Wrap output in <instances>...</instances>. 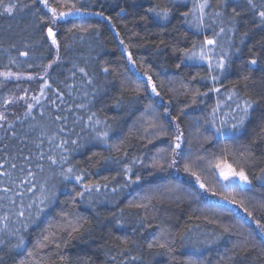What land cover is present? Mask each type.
Listing matches in <instances>:
<instances>
[{"label": "snow or ice", "instance_id": "6c2138e0", "mask_svg": "<svg viewBox=\"0 0 264 264\" xmlns=\"http://www.w3.org/2000/svg\"><path fill=\"white\" fill-rule=\"evenodd\" d=\"M190 3L187 11L179 12V18L188 28H194L196 34L211 29L212 35H205L202 42H193L190 48H180L178 43L174 45L173 51L180 54V62L175 67L187 66L188 61L206 65L207 75L200 77L204 91L193 88L190 82L179 81V87H175L173 81L153 79L151 66L148 71L139 72L130 45L120 39L119 44L123 45L121 59L126 66H132V75L142 83L134 84L130 77L121 74L117 64L108 61L91 72L73 64L69 71L72 78L77 72L80 74V88L62 82L67 89L65 92L59 87L53 88L54 80L50 82V70L54 65L59 68L61 62L58 25L69 17L85 15L100 16L111 24V17H106L102 11H89V6L81 0H52V3L50 0H30V3L0 0V16L13 17L25 9L33 15L39 12L41 31L57 53L46 65L28 63L29 69H42L35 74L0 72L3 81L39 82L38 89H32L38 91V95L29 96V89L24 88L23 95L13 94L0 103V108L4 109L0 111V130L4 133L0 135L3 144L0 151L4 154L0 163V264H72L64 249L76 240L88 244L84 237H91L93 231L89 220L72 208L78 203L93 204L101 193L105 196L110 193L109 202H115L133 187L139 195L129 202L130 210H135L136 215L145 213L142 219L149 212L164 217L156 225L160 230L159 239L152 233L144 236L145 240L152 236L147 244L149 250H172L174 241L168 238L171 233L162 224L171 219V214L181 205L194 203L198 207L193 215L199 212L195 219L214 226L213 233L206 236L205 241L209 246L216 245L217 251L222 243L225 246L226 254L219 256L220 261L245 264L253 257L264 260V65L260 64V52L254 51L242 62L231 87L223 84V79L234 68L233 57L239 59L241 51L234 47L233 36L248 25L264 31V0H232V15L227 19L224 10L229 6V0H218L215 6L211 0H190ZM179 7L178 0H166L163 5L157 3L147 8L146 15L151 14L156 21H169ZM124 11L120 9L121 13ZM112 28L114 30L115 26ZM68 31L73 32V29ZM76 31L90 32L92 29ZM248 35L247 30L243 32L241 44ZM116 36L119 37V33ZM261 51H264V45H261ZM19 55L28 57L29 53L21 51ZM16 63L15 59H9V64ZM257 71L260 75L254 76ZM100 76L104 78L103 84L98 81ZM196 79L192 77V80ZM2 83L0 81V86ZM166 86L167 101L162 95ZM74 91L77 97H73ZM210 95L215 96V103L204 112L202 123L196 122L197 134L189 139L181 121V116L187 115L185 108L189 105L173 116L175 101L184 96L191 97L192 104L203 103ZM67 97H73L72 103L67 102ZM145 99L148 102L141 110L137 106ZM21 101L24 119L32 120L22 137L17 135L15 124L6 114L9 107ZM97 104L101 107L94 110ZM37 106L41 109L39 122L33 116ZM49 107L48 119L44 120L45 109ZM105 109L122 115L119 120L109 122L100 115ZM137 112L140 115L125 133L127 120ZM165 137L168 147L148 156L144 150L149 145L155 147V141ZM133 138L139 147L131 142ZM5 141H17L22 146H16L13 151V146ZM97 145L109 152L101 162L105 166L115 164L116 174L104 177L103 183L86 182L89 172L74 162V158L76 154L91 152L87 160L92 161L100 156L91 151ZM113 152L117 155H112ZM137 152L141 154H134ZM145 171L153 177L151 181L143 175ZM169 171L175 175L167 183L156 182L155 173ZM69 183L74 185V195L58 208L59 198L65 194ZM120 213L123 215L124 209H120ZM111 215L116 219L114 213ZM193 215L188 219H193ZM116 225L122 226L120 219H116ZM180 238L192 239L184 234ZM205 241L197 239L193 247ZM92 242H95L94 238ZM123 243H128L127 238ZM229 244L230 248L227 247ZM110 259L115 262L117 257ZM136 259L131 257L132 261ZM90 260L87 253L77 255L75 264H90Z\"/></svg>", "mask_w": 264, "mask_h": 264}, {"label": "trees", "instance_id": "16d2710c", "mask_svg": "<svg viewBox=\"0 0 264 264\" xmlns=\"http://www.w3.org/2000/svg\"><path fill=\"white\" fill-rule=\"evenodd\" d=\"M89 6L91 12H104L106 17H111V24L108 21L103 20L100 16H75L69 17L67 21L60 22L58 40L60 41L59 55L61 58L60 66L57 68L55 65L50 70V82L53 80V88L59 87L63 91H67L64 88V83L75 85L77 89L80 88V74L77 72L75 78H72L69 69H72V65L76 64L79 67H86L90 72L94 69H98L100 64L105 61L117 64L119 70L123 76H128L132 79L134 84L142 83L132 75V66L127 65L124 60L121 59V52L123 45L119 44V40L123 39L126 45H130L129 50L133 53V58L136 60V69L139 72L148 71L151 66L150 74L153 79H163L165 81H173L175 87H179V81L190 82L193 88L201 87L200 77L207 75V66L201 65L199 62L188 61L187 66H182L180 69L175 67L176 63L180 62V54L173 51V46L178 43L180 48L191 47L193 42H202L205 35L211 37V29L206 30L200 34H196L194 28H188L187 25L179 18L180 11H187L191 7L190 0H178L180 7L178 11L174 12V15L170 17L169 21H156L151 14L146 15V9L154 4L163 5L166 0H81ZM218 0H211L213 6L217 4ZM22 3H30V0H22ZM52 3V0H50ZM187 3V7L184 4ZM232 0H229V6L224 10L225 19L232 15ZM124 9L123 13L120 9ZM66 10V9H65ZM241 11L242 9H237ZM40 13L37 12L33 15L27 9L24 12H17L15 16H0V72L13 71L21 72L25 74H35L42 69L28 68V63L34 64H48L52 58L56 56L55 48L50 47V41L46 40L44 32L41 31L42 25L39 24ZM112 25L115 26L114 30ZM89 28L90 32L76 31V29ZM68 29H73V32H69ZM248 31L249 35L244 38V43L241 44L240 40L243 37V32ZM74 33V34H73ZM97 33H99L97 35ZM119 33V37L116 36ZM231 35V34H230ZM163 41V43H161ZM234 47L240 48L239 59L234 56L235 61L232 72L223 79L225 87H231L233 81L237 79V71L242 67V62L249 59L254 51L260 52V64L264 65V51H261V45H264V31L253 28L248 25L246 28L242 27L239 32L233 36ZM15 45V47H12ZM28 45L29 47H25ZM198 51V49H196ZM27 51L28 57L19 55V52ZM15 59L16 64H9V59ZM254 76H259L260 73L254 72ZM197 77L196 80H192V77ZM3 80V77H0ZM112 79V77H108ZM103 76L98 78L100 84H103ZM10 82H19L15 80L4 81V84L0 86V103L3 102L5 97L11 98L13 94H17L20 90L17 84ZM64 82V83H62ZM159 82V81H158ZM116 83H119L117 79ZM39 84V82H38ZM37 86V85H36ZM91 92V89H88ZM168 86L162 90V95L165 96V100L169 99L166 94ZM37 95L39 94L36 91ZM73 97H77V92H73ZM73 97H67V102L72 103ZM78 102V101H77ZM148 101L145 99L142 104L138 105L141 110L143 104ZM215 103V96L210 95L205 99L203 103L199 101L197 104H192L191 97L180 96L176 101V107L172 110V115L178 114L179 109L189 105L185 108L187 115L181 116L182 127L185 130V135L189 139L195 138L197 134V121L202 123V116L208 108ZM101 106L96 105L94 110H98ZM4 111L3 108H0ZM203 110V111H202ZM40 107L37 106L33 110V116L36 117V122L41 120ZM51 109H45L44 120L48 119ZM162 111V109H160ZM24 108L19 110L14 115L8 114L9 121L15 124V130L18 136H24V133L28 130L29 123L32 122L31 118L25 120ZM101 118H107L109 122L113 120H119L122 113H117L115 110L105 109L100 113ZM140 115L139 112L136 116L127 120V124L124 127L126 133L128 127H131L133 121ZM23 121V122H22ZM203 131V129H200ZM3 131L0 130V135H3ZM10 136L11 133H8ZM33 135V134H30ZM123 139V136L120 137ZM163 140L155 141V147L148 146L147 155H153L159 149H165L168 144ZM9 143L12 150L15 151L16 146L19 145L17 141H5ZM134 145L137 144L135 138L131 141ZM225 143V141H221ZM32 147L31 144L28 145ZM3 144L0 143V149ZM87 151V150H86ZM92 152L100 153L99 157H94L92 161L87 160V156L91 155V152H87L86 155L76 154L74 162L79 163V166L85 168L89 175L86 182L99 181L104 182V177H112L116 174L117 166L115 164L103 165L102 157L109 155V152L102 146L97 145L92 147ZM134 154H141L140 152ZM3 152L0 151V163L3 162ZM112 155H117L113 152ZM47 166V165H46ZM8 165H5L7 168ZM171 171V170H170ZM169 172H157V183H167L175 173ZM183 175V173H181ZM143 175L148 181H151L153 177L148 176V172L145 171ZM164 177L165 180L159 178ZM73 184L69 183L65 194L59 198L57 207L59 208L64 202H69L72 192ZM77 188L79 186H76ZM139 195L138 190L133 187L126 190L121 196L117 197L115 202H109L111 200V194L105 196L103 193L98 194L93 204L78 203L72 208L74 212L86 217L92 226V236L85 235L84 239L88 240V244H84L79 240L72 241L69 246L64 249V254L75 264L77 255L84 256L87 253L91 257L90 264H121L125 261L126 264H230L228 260H219V256L226 254V249L222 243L217 251L216 245L209 246L205 241L206 236H210L214 231V226L205 223L202 219H195L199 212L193 215L194 209L198 207L197 204L185 203L181 205L180 209L174 210L171 214V219H167L162 224V227L166 228L171 236L168 237L174 241L172 250L165 251L163 249L153 248L148 249L147 244L152 236H149V240H145L144 236H148L152 233L157 239L160 238V230L156 227L160 224L164 217L162 214L149 212L147 217L145 213L140 212L136 215L135 210H130L127 206L130 201L136 199ZM120 209H124L123 215L120 213ZM115 214L116 219L121 220L122 226L116 225V219L111 214ZM193 215V219L189 220L188 217ZM153 216H156L153 219ZM257 218L259 215L257 214ZM143 223V227L141 224ZM249 223H252L249 221ZM264 223V220H262ZM149 224L152 227H149ZM197 225L199 228H197ZM252 227L255 228V224L252 223ZM137 229V231H134ZM188 229H192L188 232ZM181 234L190 236L192 239L181 240ZM95 240L93 243L92 240ZM127 238L128 243H123V240ZM205 241L203 244H196L193 247V243L197 240ZM228 248L231 247L229 244ZM199 249V251H197ZM125 252V255H121ZM116 256L117 259L113 262L110 257ZM135 256V261L131 260V257ZM237 264H240L237 261ZM245 264H264V260L253 259L248 260Z\"/></svg>", "mask_w": 264, "mask_h": 264}, {"label": "rangeland", "instance_id": "374dc122", "mask_svg": "<svg viewBox=\"0 0 264 264\" xmlns=\"http://www.w3.org/2000/svg\"><path fill=\"white\" fill-rule=\"evenodd\" d=\"M218 30V29H217ZM0 81H2L3 83H2V85L4 84V81L2 80V79H0ZM10 83H15V82H10ZM15 84H17L18 85V87H19V92L16 94V96H19V95H23V89L24 88H28L29 89V96H31V95H33V94H36L37 95V93L36 92H33L32 91V89H38V86H39V84H38V82H27V81H19V82H17V83H15ZM14 84V85H15ZM37 85V86H36ZM21 105H23V101H21L19 104H16V105H13V106H11V107H9L8 108V111H7V115L8 114H12L13 115V113H18V111L19 110H22V106ZM1 111V110H0Z\"/></svg>", "mask_w": 264, "mask_h": 264}]
</instances>
